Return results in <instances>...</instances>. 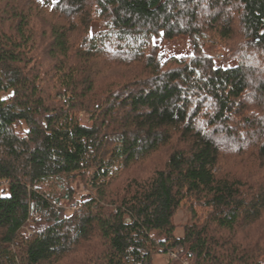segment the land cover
Here are the masks:
<instances>
[{
  "label": "trees",
  "instance_id": "obj_1",
  "mask_svg": "<svg viewBox=\"0 0 264 264\" xmlns=\"http://www.w3.org/2000/svg\"><path fill=\"white\" fill-rule=\"evenodd\" d=\"M162 254L264 264V0H0V264Z\"/></svg>",
  "mask_w": 264,
  "mask_h": 264
},
{
  "label": "rangeland",
  "instance_id": "obj_2",
  "mask_svg": "<svg viewBox=\"0 0 264 264\" xmlns=\"http://www.w3.org/2000/svg\"><path fill=\"white\" fill-rule=\"evenodd\" d=\"M46 1V0H42ZM50 1V0H47ZM52 1V0H51ZM162 50L167 54L169 57H184V56H189L191 54V48L189 43L187 42L186 39H176L172 41L170 44L167 46L162 47ZM206 53L209 54L212 57H215L218 61H222L223 58L221 59L220 55L221 54V48L219 46H213V47H207L206 48ZM223 54V53H222ZM82 117V115H80ZM86 117H82V121L85 123ZM83 190L80 189L78 191V194H82ZM187 222H190V216L189 214L184 210L180 209L176 212L174 216V223L177 225V228L174 232L175 237H182L183 231H182V226L185 225ZM169 260L168 255H155L152 258L153 264H165Z\"/></svg>",
  "mask_w": 264,
  "mask_h": 264
},
{
  "label": "built area",
  "instance_id": "obj_3",
  "mask_svg": "<svg viewBox=\"0 0 264 264\" xmlns=\"http://www.w3.org/2000/svg\"><path fill=\"white\" fill-rule=\"evenodd\" d=\"M220 58L222 59V58H223V56H220Z\"/></svg>",
  "mask_w": 264,
  "mask_h": 264
}]
</instances>
